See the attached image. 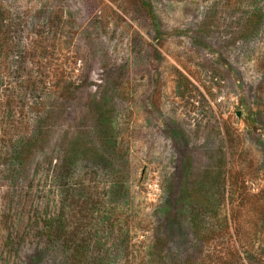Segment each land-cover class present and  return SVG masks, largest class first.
<instances>
[{
	"label": "rangeland",
	"instance_id": "rangeland-1",
	"mask_svg": "<svg viewBox=\"0 0 264 264\" xmlns=\"http://www.w3.org/2000/svg\"><path fill=\"white\" fill-rule=\"evenodd\" d=\"M145 2L0 0V264H264V0Z\"/></svg>",
	"mask_w": 264,
	"mask_h": 264
},
{
	"label": "trees",
	"instance_id": "trees-1",
	"mask_svg": "<svg viewBox=\"0 0 264 264\" xmlns=\"http://www.w3.org/2000/svg\"><path fill=\"white\" fill-rule=\"evenodd\" d=\"M141 5L146 11H148L151 14V7L149 6L148 3L145 2V0H141Z\"/></svg>",
	"mask_w": 264,
	"mask_h": 264
},
{
	"label": "water",
	"instance_id": "water-1",
	"mask_svg": "<svg viewBox=\"0 0 264 264\" xmlns=\"http://www.w3.org/2000/svg\"><path fill=\"white\" fill-rule=\"evenodd\" d=\"M237 116H239V114Z\"/></svg>",
	"mask_w": 264,
	"mask_h": 264
}]
</instances>
